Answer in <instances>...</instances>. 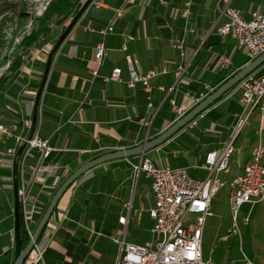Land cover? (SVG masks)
Masks as SVG:
<instances>
[{"label":"crops","instance_id":"crops-1","mask_svg":"<svg viewBox=\"0 0 264 264\" xmlns=\"http://www.w3.org/2000/svg\"><path fill=\"white\" fill-rule=\"evenodd\" d=\"M185 2L190 3L187 17L181 14ZM231 4L245 18L255 12L264 15V0H232ZM118 9L121 14L116 16ZM224 21L215 0L93 1L55 52L39 99L33 134L47 139L55 150L41 163L37 148L24 157L23 179L28 183L33 205L31 225H35L56 189L77 167L99 155L154 138L178 119L176 108L181 107L186 113L202 100L200 94L207 92L205 85L220 86L250 62L246 48L230 35L217 34V27ZM109 25L113 30L103 34L101 30ZM99 42L104 43L106 52L97 63L94 51ZM178 42H182L183 55ZM222 55L229 59L225 67L220 66ZM128 56L135 59L136 73L158 72L149 80L150 92L141 83L127 85ZM47 57L43 48L36 50L0 89L1 121L12 134L1 138L7 142L6 149L0 151L5 157V173L13 160L6 150H17L15 137H26L30 131ZM114 68H120L119 80L110 78ZM263 68L264 63L254 72L262 73ZM241 93L239 82L144 155L157 167H182L191 177L205 179L208 173L201 166L205 154L221 147L228 138L240 112ZM261 109L255 107L238 134L227 168L219 174L224 183L241 174L251 161L254 148L264 144V107ZM139 158L138 154L104 162L71 184L38 239L44 249L43 260L38 264H117L122 240L143 245L152 239L149 209L155 198L151 178L145 172L135 174L130 164ZM261 163L264 165V154ZM1 176L7 210L1 221L4 235L0 246L4 252L0 264H12V185H8V176ZM215 195L210 201L211 214L205 218L202 239L214 216ZM245 205L248 207L241 227L237 217L236 236L241 237V228H251L248 224L254 215V235L264 247V203H245L241 208ZM122 215L126 216L125 223L119 221ZM188 215L193 217L186 220L187 224L194 218V214ZM246 216L249 220L244 223ZM201 249L203 255L202 240ZM240 250L245 264L246 259L254 262L244 255L241 244ZM204 257L210 259L207 253Z\"/></svg>","mask_w":264,"mask_h":264},{"label":"built area","instance_id":"built-area-1","mask_svg":"<svg viewBox=\"0 0 264 264\" xmlns=\"http://www.w3.org/2000/svg\"><path fill=\"white\" fill-rule=\"evenodd\" d=\"M220 12V16L225 21L217 27L219 36L230 35L239 46L246 48L250 59H254L264 52V15L252 13L250 18H245L242 11L232 6V0H215ZM132 3L134 0H126ZM189 2H185L181 9V14L187 17L189 14ZM121 14V10L116 11V16ZM112 25L102 29L103 34L112 31ZM123 33V32H122ZM124 34V33H123ZM132 40V35H126ZM177 48L181 55L184 54L182 42L177 43ZM106 52L103 42L97 43L94 51V58L99 63ZM132 57H127L129 79L127 85L132 87L136 83H141L145 91L150 92L149 80L156 76L158 72L150 70L145 74H138L133 69ZM229 64V59L222 55L220 66ZM181 68V67H180ZM97 74L96 70L92 71ZM120 68H114L110 78L119 80ZM242 93L239 98L240 112L233 129L223 145L212 149L205 154L202 162L208 175L205 179H195L191 177L182 167L153 165L144 154L140 155L138 162H130L135 174L145 172L151 178V190L154 194L155 203L149 209V215L153 220L151 227L152 239L143 245H137L121 241V251L117 264H211L210 259H204L201 249V240L205 218L211 214L210 201L216 194L218 186L222 181L219 174L222 172L224 163L228 162L229 149H234V143L238 134L247 124L252 113H249V104L255 98H259L261 89H264V74L257 75L255 72L247 74L241 81ZM206 93L200 94V99L205 98L213 88L205 85ZM264 106H262L263 109ZM261 109V110H262ZM185 111L176 108L177 118L181 117ZM10 137L12 134L1 121L0 116V138ZM27 137V136H26ZM26 137L16 136L18 145L27 141L21 152L20 183L18 188L19 203L23 209L24 226L29 236L32 230L29 229L28 221L33 214V205L30 203L28 183L23 179L24 157L32 148H37L40 153L39 163L55 150L49 145L47 139H40L36 135L27 140ZM16 148H8L7 154L14 155ZM264 154V144L254 152L253 158L249 162V168L240 174L238 180V190H231L232 203V224L230 233L239 235L237 223L238 212L245 203H264V165L261 159ZM188 213L194 214L193 220L187 224L185 217ZM139 215V212H137ZM126 216L119 217L121 223H125ZM248 216L243 218V222H248ZM44 249L38 240L34 243L23 264H38L43 260ZM246 264H256L246 259Z\"/></svg>","mask_w":264,"mask_h":264},{"label":"rangeland","instance_id":"rangeland-1","mask_svg":"<svg viewBox=\"0 0 264 264\" xmlns=\"http://www.w3.org/2000/svg\"><path fill=\"white\" fill-rule=\"evenodd\" d=\"M61 1L62 0H0V81H2L1 78L4 77L0 89L21 62L26 61V59L34 55L36 50L43 48L45 55L49 54L56 40L59 38L60 33L63 32L64 28H66L73 18L69 16L70 18L64 20L66 15L70 14L72 16L85 0H63L65 4H60ZM59 8L62 9L61 13L58 11L60 10ZM60 21H63V23H60ZM259 73L261 72H256L257 75L264 74V70L261 74ZM261 106L262 103L257 107L262 108ZM242 138L243 134L239 140ZM6 146L7 142H4V140L0 138V151L5 150ZM3 155L4 154L0 155V244L3 243L4 235V227L1 221L7 210V206H5L3 201L4 190L2 188L1 175L8 176V185H12V164H10L11 169L8 168V172H3L2 162L5 160ZM19 166L20 165L17 166L19 174L18 188L21 182ZM230 182L231 180L225 181L224 185L215 195L214 216L210 219L211 222L202 239L203 251L210 255L212 264H245L242 251L240 250L241 244L243 253L246 257L259 264H264V247L260 244V240L258 241L257 235H254V215L251 216L248 224V227L250 226L251 228L247 230L241 228L240 238L233 233L227 232V228L231 227L232 224V214L229 205ZM9 194L12 201L11 209L13 210L12 190ZM19 205L21 218L24 223L23 209L20 203ZM260 205L256 206V210L260 209ZM247 207V205L243 206L238 212L239 226L241 225L243 213L247 211ZM261 210L263 211L262 206ZM32 216L33 215H31L28 221V226L33 232L39 220L36 221L34 226L31 225L30 221ZM192 217V215H188L185 220L188 221L192 219ZM224 235H227V237L222 238ZM3 252V248L0 246V261ZM204 253L203 258H205Z\"/></svg>","mask_w":264,"mask_h":264},{"label":"water","instance_id":"water-1","mask_svg":"<svg viewBox=\"0 0 264 264\" xmlns=\"http://www.w3.org/2000/svg\"><path fill=\"white\" fill-rule=\"evenodd\" d=\"M92 2L93 0H85L83 2V4L78 9L77 13L73 16L71 21L68 23L66 28L63 30V32L61 33V35L59 36L56 43L54 44V46L52 47V49L50 50L48 54L46 65L43 71L41 82H40V85H39V88L36 94V99L34 102L33 114H32V124H31L30 131L26 137L27 140H29L34 133L36 118H37V111H38V103H39V99H40V96L42 94V91L45 85V81L48 76V72L50 69L53 56L55 52L57 51V49L59 48V46L61 45V43L64 41V39L68 35V33L70 32V30L72 29L73 25L79 19L81 14L91 5ZM263 63H264V52L260 54L259 56H257L256 58H254L249 63H247L238 72L232 75L229 79H227L220 86H218L213 92L208 94L205 98L200 100L192 109H190L183 116H181L176 121H174L169 127H167L164 131H162L160 134H158L154 138L148 141L145 140L140 145H137L132 148L121 149L118 151L99 155L83 163L79 167H77L73 172H71L64 179V181L59 185V187L54 192L48 205L46 206L44 212L42 213L39 221L37 222L27 244L24 247H22V241H21V236H20V206H19L18 179H17L18 160H19L22 150L26 146L27 141L22 142L17 148V150L15 151L13 155V160H12V193H13V215H14V219H13L14 255H13L12 264H23L24 263L34 243L39 239L40 235L42 234L58 201L60 200L64 192L71 186V184L75 180H77L80 176L85 174L88 170H90L91 168L99 164H102L110 160L118 159V158L130 157V156L138 155V154L142 155L146 151L150 150L151 148L161 144L162 142L167 140L170 136H172L175 132L181 129L190 120L196 117L199 113H201L204 109H206L215 100L221 97L224 93H226L232 87L237 85L247 74L255 71Z\"/></svg>","mask_w":264,"mask_h":264},{"label":"bare ground","instance_id":"bare-ground-1","mask_svg":"<svg viewBox=\"0 0 264 264\" xmlns=\"http://www.w3.org/2000/svg\"><path fill=\"white\" fill-rule=\"evenodd\" d=\"M263 102H264V89H261V94L259 95V98H255L252 102V104H249V113L252 112V110L257 107L259 104L262 103V106H263ZM261 106V107H262ZM263 144L259 143L253 150L252 152V158H253V155H254V152L257 151V148L258 147H262ZM233 151V149H229V155H228V160H229V157L231 155V152ZM227 164L228 162L224 163L223 167H222V171L225 170L227 168ZM249 168V164L247 166L244 167V170H247ZM243 170V171H244ZM242 174V173H241ZM240 179V174L237 175L236 177H234L232 179V181L230 182V186H231V189H230V192L231 190H238V180ZM224 185V182L221 181L219 186H218V189L217 191L219 190L220 187H222ZM230 192H229V205H230V210H232V203H231V196H230ZM217 193V192H216Z\"/></svg>","mask_w":264,"mask_h":264},{"label":"trees","instance_id":"trees-1","mask_svg":"<svg viewBox=\"0 0 264 264\" xmlns=\"http://www.w3.org/2000/svg\"><path fill=\"white\" fill-rule=\"evenodd\" d=\"M60 4H65L64 3V1L62 0L61 2H60ZM60 9V8H59ZM59 11V13H61V11H62V9H60V10H58ZM78 11V10H77ZM77 11L71 16L70 14H67L66 15V17H65V19L64 20H66L67 18H70V17H73L76 13H77ZM65 16V15H64ZM70 16V17H69ZM63 20V21H64ZM63 21H60V23H63ZM65 29V28H64ZM62 33V32H61ZM61 33H60V35H61ZM57 41V40H56ZM56 43V42H55ZM253 59H250V61H252ZM45 65H46V62H45ZM259 74H261V73H259ZM43 75V74H42ZM42 78V77H41ZM2 79V81H4V77H2L1 78ZM2 81H0V86H1V83H2ZM218 87V86H217ZM217 87H213V90L212 91H210L209 92V94L211 93V92H213ZM18 148V147H17ZM52 153V152H51ZM51 153L49 154V156L51 155ZM21 156V155H20ZM48 156V157H49ZM19 160H20V157H19ZM18 165H19V161H18ZM17 176H18V181H19V174H18V167H17ZM20 206V205H19ZM21 211V210H20ZM42 215V214H41ZM41 215L39 216V218L37 219V221L40 219V217H41ZM20 236H21V241H22V247H24L26 244H27V242H28V240H29V236H28V234H27V232H26V230H25V227H24V223H23V221H22V218H21V212H20Z\"/></svg>","mask_w":264,"mask_h":264}]
</instances>
